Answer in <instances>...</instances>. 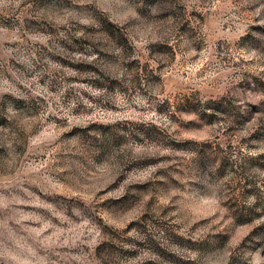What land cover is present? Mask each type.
I'll use <instances>...</instances> for the list:
<instances>
[{
  "label": "rangeland",
  "instance_id": "obj_1",
  "mask_svg": "<svg viewBox=\"0 0 264 264\" xmlns=\"http://www.w3.org/2000/svg\"><path fill=\"white\" fill-rule=\"evenodd\" d=\"M0 264H264V0H0Z\"/></svg>",
  "mask_w": 264,
  "mask_h": 264
}]
</instances>
